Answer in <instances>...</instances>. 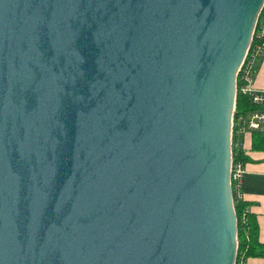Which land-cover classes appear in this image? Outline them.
<instances>
[{"label": "water", "instance_id": "1", "mask_svg": "<svg viewBox=\"0 0 264 264\" xmlns=\"http://www.w3.org/2000/svg\"><path fill=\"white\" fill-rule=\"evenodd\" d=\"M264 0H0V264H235L236 78Z\"/></svg>", "mask_w": 264, "mask_h": 264}, {"label": "built area", "instance_id": "2", "mask_svg": "<svg viewBox=\"0 0 264 264\" xmlns=\"http://www.w3.org/2000/svg\"><path fill=\"white\" fill-rule=\"evenodd\" d=\"M262 33L261 31L259 34ZM249 49L237 74L236 92L237 82L239 80V92L249 97L250 102L254 106V110L247 115H239L235 120L232 117L231 121L230 186L232 193L234 191L238 196H241V182L245 171V164L241 161L233 162L232 150H243V139L245 135L264 134V90L255 89L253 85L254 75L256 73L253 70L254 61L264 56V44H256L252 50ZM245 261L244 256L241 255L236 257L235 264H245Z\"/></svg>", "mask_w": 264, "mask_h": 264}, {"label": "trees", "instance_id": "3", "mask_svg": "<svg viewBox=\"0 0 264 264\" xmlns=\"http://www.w3.org/2000/svg\"><path fill=\"white\" fill-rule=\"evenodd\" d=\"M264 6L259 14L254 34L252 37V43L249 50L254 48L256 44H264V33L259 34L262 31L261 24L264 18ZM262 57L257 58L254 61L253 70L256 72L259 66V62ZM240 81L237 82V92L235 98V111L233 119L235 120L239 115H247L254 110L253 104L247 95L239 92ZM253 135V148L264 149V134H252ZM233 162L241 161L244 164L249 161L245 156L243 150H232ZM233 206L235 215L237 218V257L243 255L246 260L249 256H262L264 255V246L259 244L255 239L256 226L254 223V217L249 211V205L243 201L241 196H238L236 192L232 193Z\"/></svg>", "mask_w": 264, "mask_h": 264}, {"label": "crops", "instance_id": "4", "mask_svg": "<svg viewBox=\"0 0 264 264\" xmlns=\"http://www.w3.org/2000/svg\"><path fill=\"white\" fill-rule=\"evenodd\" d=\"M261 28L264 33V18ZM253 85L255 89L264 90V56L254 75ZM243 152L249 161L245 163L241 197L249 205V211L254 217L255 239L264 246V149H254L253 135L247 134L243 139ZM245 264H264V255L249 256Z\"/></svg>", "mask_w": 264, "mask_h": 264}, {"label": "bare ground", "instance_id": "5", "mask_svg": "<svg viewBox=\"0 0 264 264\" xmlns=\"http://www.w3.org/2000/svg\"><path fill=\"white\" fill-rule=\"evenodd\" d=\"M257 23V22H256ZM238 72H239V70H238ZM231 135V134H230Z\"/></svg>", "mask_w": 264, "mask_h": 264}]
</instances>
